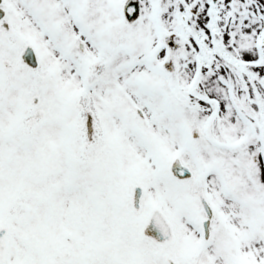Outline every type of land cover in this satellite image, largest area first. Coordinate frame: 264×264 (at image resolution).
Returning <instances> with one entry per match:
<instances>
[{"label": "snow or ice", "instance_id": "6c2138e0", "mask_svg": "<svg viewBox=\"0 0 264 264\" xmlns=\"http://www.w3.org/2000/svg\"><path fill=\"white\" fill-rule=\"evenodd\" d=\"M0 264H264V0H0Z\"/></svg>", "mask_w": 264, "mask_h": 264}]
</instances>
